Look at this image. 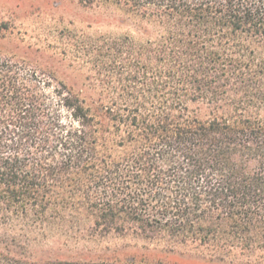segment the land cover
Wrapping results in <instances>:
<instances>
[{
	"label": "trees",
	"instance_id": "1",
	"mask_svg": "<svg viewBox=\"0 0 264 264\" xmlns=\"http://www.w3.org/2000/svg\"><path fill=\"white\" fill-rule=\"evenodd\" d=\"M81 3L138 39L92 88L0 54V264H264V0Z\"/></svg>",
	"mask_w": 264,
	"mask_h": 264
},
{
	"label": "rangeland",
	"instance_id": "2",
	"mask_svg": "<svg viewBox=\"0 0 264 264\" xmlns=\"http://www.w3.org/2000/svg\"><path fill=\"white\" fill-rule=\"evenodd\" d=\"M0 54L28 63L68 86L92 88L97 75L93 48L106 39L131 35L137 24L112 6H87L81 0H0ZM175 264H206L196 255L172 259Z\"/></svg>",
	"mask_w": 264,
	"mask_h": 264
}]
</instances>
